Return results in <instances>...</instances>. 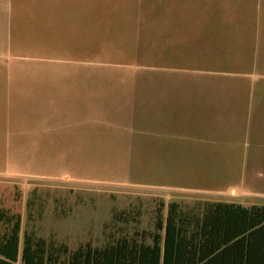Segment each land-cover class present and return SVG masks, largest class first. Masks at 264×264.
I'll use <instances>...</instances> for the list:
<instances>
[{
    "label": "rangeland",
    "instance_id": "rangeland-1",
    "mask_svg": "<svg viewBox=\"0 0 264 264\" xmlns=\"http://www.w3.org/2000/svg\"><path fill=\"white\" fill-rule=\"evenodd\" d=\"M202 10L203 0H0V205L75 248L102 241L121 210L128 229L150 230L159 200L264 204L251 193L264 182L219 157L188 158L186 126L173 153H156L162 80H233L249 67L235 57L251 30L204 27ZM234 185L245 193L224 192Z\"/></svg>",
    "mask_w": 264,
    "mask_h": 264
},
{
    "label": "trees",
    "instance_id": "trees-1",
    "mask_svg": "<svg viewBox=\"0 0 264 264\" xmlns=\"http://www.w3.org/2000/svg\"><path fill=\"white\" fill-rule=\"evenodd\" d=\"M30 219L0 205V264H264V205L204 201L184 209L159 200L150 230L128 229L134 218L121 210L102 241L75 248L39 235Z\"/></svg>",
    "mask_w": 264,
    "mask_h": 264
},
{
    "label": "crops",
    "instance_id": "crops-1",
    "mask_svg": "<svg viewBox=\"0 0 264 264\" xmlns=\"http://www.w3.org/2000/svg\"><path fill=\"white\" fill-rule=\"evenodd\" d=\"M260 1L257 4L254 0H203L204 27L214 29L235 21L240 29L251 30L244 34V37L250 36L249 46L242 47V52L235 57L236 62H247L249 67L237 71L233 80L220 76L215 79L176 77V85L162 80L156 96L158 156L173 153L178 147L179 139L173 132L176 125H182L190 135L185 143L188 158L196 161L219 157L227 172L249 174L252 186L264 182V0ZM24 18L29 20L31 15ZM168 108L171 117L166 115L169 117L166 118ZM164 125L165 132L161 131ZM228 191L245 193L238 185L229 186L224 192ZM251 193L264 196V191L259 189ZM206 201L233 202L229 199ZM253 204L264 205L256 202L250 205Z\"/></svg>",
    "mask_w": 264,
    "mask_h": 264
}]
</instances>
